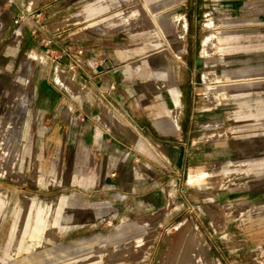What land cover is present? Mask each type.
Instances as JSON below:
<instances>
[{
    "label": "rangeland",
    "instance_id": "374dc122",
    "mask_svg": "<svg viewBox=\"0 0 264 264\" xmlns=\"http://www.w3.org/2000/svg\"><path fill=\"white\" fill-rule=\"evenodd\" d=\"M124 13L128 24L110 23ZM70 37L103 38L114 66L132 64L127 84L141 123L162 102L171 106L177 89L194 101L197 141L226 145L184 169L159 149L141 151L134 163L165 179L155 211L117 210L102 197L87 213L74 204L58 145L75 140L86 119L72 112L64 135L40 96L52 93L48 80L75 94L54 79L57 69L73 78L56 62L64 50L74 55ZM186 219L194 231L177 227ZM191 232L194 248L181 249ZM221 256L264 264V0H0V264H217Z\"/></svg>",
    "mask_w": 264,
    "mask_h": 264
},
{
    "label": "crops",
    "instance_id": "0c3cea01",
    "mask_svg": "<svg viewBox=\"0 0 264 264\" xmlns=\"http://www.w3.org/2000/svg\"><path fill=\"white\" fill-rule=\"evenodd\" d=\"M70 40L74 55L64 50L68 56L57 58L56 62L63 63L68 74L73 75V78L67 76L79 87L78 92L57 93L59 89L48 80L53 91L40 96L47 104L44 111L50 109L52 114L59 113L67 125L62 130L64 135L69 132L67 123L72 112L86 119L82 133L74 128L75 140L58 145L62 152L59 159L67 161L69 166L67 183L74 204L87 213L95 203L94 199L102 197L103 205L117 210L155 211L166 197L162 186L165 179L152 167L134 163L142 156L141 151L159 149L171 162H177L173 167L184 169L190 161L205 154L215 155L226 145L209 139V136L197 141L204 134L194 133V101L183 98L182 91L178 99L170 101L179 104L176 119L170 111L172 105L164 108L162 102L158 114L152 120L146 117L147 122L141 123L139 117L145 113L132 99L127 84L131 79L132 64L114 66L111 59L115 60L116 53L103 46V38L73 41L70 37ZM54 79L64 83L56 78V74ZM80 133L84 134L83 140L78 137ZM126 169L129 174H125ZM158 199L162 201L158 202ZM221 257L216 259L217 264L221 260L233 264L232 260Z\"/></svg>",
    "mask_w": 264,
    "mask_h": 264
},
{
    "label": "bare ground",
    "instance_id": "6f19581e",
    "mask_svg": "<svg viewBox=\"0 0 264 264\" xmlns=\"http://www.w3.org/2000/svg\"><path fill=\"white\" fill-rule=\"evenodd\" d=\"M106 1H115V0H106ZM174 19V22H175V24H176V26L178 27V29H179V32L180 33H183V29H184V26H185V22L183 21V19L182 18H179L178 16H174L173 17ZM152 20H153V23H154V25L157 27V29H158V31L160 30V24L159 23H157L156 21H155V18L153 17L152 18ZM113 26H125L126 24H128V14H122V15H120V17H118L116 20H113V21H111L110 22ZM161 31V30H160ZM217 39H218V41H220L221 40V37H217V36H215ZM215 41H214V39H210L209 41H206L205 42V44H204V47H203V49L204 50H206V51H208V52H210V51H212V49L213 48H209V44H211V43H214ZM31 52H29V54H30ZM32 54V53H31ZM31 59V57L29 56L28 57V59L27 60H30ZM26 60V61H27ZM172 62V61H171ZM56 78L59 80V81H62V82H64L65 84H67V86L71 89V91H73L74 93L75 92H78V89H79V87L78 86H76L75 84H74V82L67 76V74H64V73H62V71L61 70H59V69H57V71H56ZM209 78H210V75H208V74H205L204 75V79L208 82V80H209ZM165 84H163V86H164ZM175 95H176V98L175 99H178V97H179V95H180V92H179V90H177L176 89V93H174ZM170 111H171V114L173 115V117H174V119H176V114H177V111L179 110V104L177 103V102H174L173 104H172V106L170 107ZM167 111H168V109H166ZM9 134H10V132H9ZM8 137V139L9 140H11L10 139V135H8L7 136ZM9 143V142H8ZM179 229L180 228H185L187 231H189L190 229H191V231H194L193 230V228L191 227V224H190V220L189 219H186V220H183V221H181L179 224H178V226H177ZM193 242H194V233H189L188 235H187V238H186V241H180V248L181 249H183V247H182V245L184 244H186V245H189V247H192V245H193ZM189 247H187V249L189 248ZM192 248H194V247H192ZM192 248H190L191 250H192ZM179 249V248H178ZM180 249V250H181ZM184 249H186V248H184ZM189 249V250H190ZM190 250V251H191ZM195 250V249H194ZM186 251V250H185ZM196 251V250H195ZM179 252V251H178ZM188 253V252H187ZM186 253V254H187ZM196 253V252H195ZM180 254V253H179ZM183 254V253H182ZM184 254H185V252H184ZM175 255H177V254H175ZM180 256V255H179ZM187 256H189L188 254H187ZM186 256V257H187ZM183 258V257H182ZM189 258V257H188ZM179 259H181V258H179ZM186 259V258H185ZM191 259V258H190ZM177 260H178V258H177ZM182 260V259H181ZM181 260H180V262H181ZM184 260V259H183ZM182 260V261H183ZM187 261V260H186ZM189 261V260H188ZM192 261V260H191ZM174 262V261H173ZM179 263V262H178ZM193 263V262H192Z\"/></svg>",
    "mask_w": 264,
    "mask_h": 264
},
{
    "label": "built area",
    "instance_id": "2783aa9c",
    "mask_svg": "<svg viewBox=\"0 0 264 264\" xmlns=\"http://www.w3.org/2000/svg\"><path fill=\"white\" fill-rule=\"evenodd\" d=\"M82 50H79V52H81ZM114 174V172L112 173V175Z\"/></svg>",
    "mask_w": 264,
    "mask_h": 264
}]
</instances>
